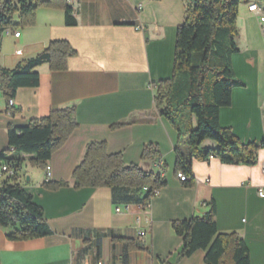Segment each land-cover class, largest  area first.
<instances>
[{
	"label": "crops",
	"instance_id": "crops-1",
	"mask_svg": "<svg viewBox=\"0 0 264 264\" xmlns=\"http://www.w3.org/2000/svg\"><path fill=\"white\" fill-rule=\"evenodd\" d=\"M67 1L76 26H66L61 10L40 9L35 26L18 31L19 38L11 31L2 35L0 65L5 70L37 57L55 41L67 42L76 55L68 59L65 71L39 67V86L17 90L14 116L7 113L9 103L0 90V152L8 149L10 126L25 127L56 110L74 108L79 127L48 162L50 182H67V187L45 189V171L33 167L30 156H17L23 159L18 184L43 209L52 235L13 242L7 239L9 231L0 228V264H204V251L179 258L183 242L172 224L204 217L211 202L219 233H237L251 264H264V195H259L264 192V149L253 167L225 165L215 158L193 161L191 187L183 186L174 172L179 135L158 114L154 88L174 74L177 30L186 20L183 0ZM244 8L245 36L241 38L238 23L239 53L232 67L235 79L245 86L233 91L231 106L221 109L219 121L241 143L260 144L264 42L249 28V22L258 19ZM95 142H104L110 155L122 154L126 165L146 172L158 173L162 164L167 187L147 206L137 202L146 190H76L73 172ZM149 144L158 146V157L143 161ZM203 147L217 145L206 141ZM5 180L0 174V184ZM115 238L133 240L143 250L126 254Z\"/></svg>",
	"mask_w": 264,
	"mask_h": 264
},
{
	"label": "trees",
	"instance_id": "trees-1",
	"mask_svg": "<svg viewBox=\"0 0 264 264\" xmlns=\"http://www.w3.org/2000/svg\"><path fill=\"white\" fill-rule=\"evenodd\" d=\"M183 2L186 5V20L177 30L174 74L154 89L158 114L179 135L175 149V175L177 177L182 173L187 176L189 180L182 182V185L191 187L194 183L193 161L209 162L215 158L225 165L253 167L258 163L259 151L264 149V140L260 144H243L230 129L222 128L219 121L221 109L231 106L233 91L245 86L235 79L232 67V58L239 53L240 7L258 4L264 10V0ZM40 8L61 10L65 13L66 26H76L73 8L67 0H0V46L5 32L15 33L34 27ZM17 14L20 24L14 23ZM75 55L76 51L67 42L55 41L40 55L19 64L14 70H5L0 65V90L7 103L15 97L18 89L39 86V67L48 65L51 71H65L68 59ZM7 113L14 116L17 110L9 106ZM124 125L114 126L113 129ZM78 127L75 109L67 108L53 111L46 118L33 120L25 127L8 128V149L0 152V166L12 165L17 175L0 184V228L9 231L7 239L10 241L26 242L52 235L43 209L18 184L23 159L17 156H30L31 165L45 171L52 156ZM206 141H213L217 147H202ZM12 149L14 152H11ZM158 154V146L149 144L144 148L142 160L153 161ZM72 179L76 190H146V195L137 200L143 206L149 205L151 199L167 187V182L159 173L146 172L135 164L126 165L122 154L110 155L104 142L87 146ZM67 186V182L43 184L45 189L51 191ZM216 212V205L211 202L204 217L172 224L175 234L183 242L179 258H188L198 251H204V264H251L249 250L237 233H219ZM115 240L123 243L126 254L143 250L133 240Z\"/></svg>",
	"mask_w": 264,
	"mask_h": 264
},
{
	"label": "built area",
	"instance_id": "built-area-1",
	"mask_svg": "<svg viewBox=\"0 0 264 264\" xmlns=\"http://www.w3.org/2000/svg\"><path fill=\"white\" fill-rule=\"evenodd\" d=\"M247 12L253 16H255L258 19L260 28L262 30V33L264 35V14H262L261 12H259L258 10V6L257 4H250L246 6ZM15 38H19L20 37V32H15L14 34ZM9 106L14 108V101L13 99H11L9 101ZM11 152H14V150L12 149ZM157 169H158V173L163 177L164 176V170H163V165L159 164L157 165ZM264 170V167H263ZM0 174L5 176L6 180L10 179L12 180L16 175V169L10 165V164H3L0 166ZM45 174H46V182H50L51 177H52V172H51V166L48 163L46 166V170H45ZM177 178L180 180V182H186L189 180V178L185 175H183L182 173H179L177 175ZM259 195L263 196L264 192L263 190L259 191ZM117 212L120 211L119 208L116 209ZM140 236L142 237V235L140 234Z\"/></svg>",
	"mask_w": 264,
	"mask_h": 264
},
{
	"label": "rangeland",
	"instance_id": "rangeland-1",
	"mask_svg": "<svg viewBox=\"0 0 264 264\" xmlns=\"http://www.w3.org/2000/svg\"><path fill=\"white\" fill-rule=\"evenodd\" d=\"M40 1H44V0H40ZM40 9H45V8H40ZM38 9V10H40ZM38 12V11H37ZM245 8L244 6H241L240 7V10H239V20H238V23H240V29L242 30V39L244 38V31H243V26H242V22H243V18L245 17ZM14 23L15 24H20V18H19V15H15L14 17ZM249 28L250 30L253 32V35L255 37V39L259 40L262 42H264V35L262 33V30L260 28V25H259V22L257 20H252L251 22H249ZM239 43H241V40L239 41ZM239 48V47H238ZM185 113L188 112V110L186 109H182ZM196 124V123H195ZM207 142H210L212 143L213 141H207ZM214 144V142H213ZM204 145V144H203ZM203 147V146H202Z\"/></svg>",
	"mask_w": 264,
	"mask_h": 264
},
{
	"label": "bare ground",
	"instance_id": "bare-ground-1",
	"mask_svg": "<svg viewBox=\"0 0 264 264\" xmlns=\"http://www.w3.org/2000/svg\"><path fill=\"white\" fill-rule=\"evenodd\" d=\"M257 6H258L259 12H261L262 14H264V10L258 4H257Z\"/></svg>",
	"mask_w": 264,
	"mask_h": 264
}]
</instances>
